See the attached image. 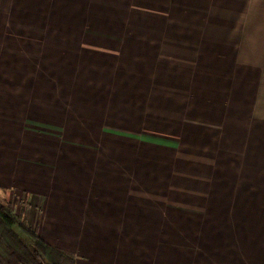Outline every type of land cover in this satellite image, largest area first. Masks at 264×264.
Segmentation results:
<instances>
[{
	"label": "crops",
	"instance_id": "crops-1",
	"mask_svg": "<svg viewBox=\"0 0 264 264\" xmlns=\"http://www.w3.org/2000/svg\"><path fill=\"white\" fill-rule=\"evenodd\" d=\"M6 195L77 264H264V0H0Z\"/></svg>",
	"mask_w": 264,
	"mask_h": 264
},
{
	"label": "trees",
	"instance_id": "trees-1",
	"mask_svg": "<svg viewBox=\"0 0 264 264\" xmlns=\"http://www.w3.org/2000/svg\"><path fill=\"white\" fill-rule=\"evenodd\" d=\"M0 264H77L76 256L47 243L12 206L0 200Z\"/></svg>",
	"mask_w": 264,
	"mask_h": 264
},
{
	"label": "rangeland",
	"instance_id": "rangeland-1",
	"mask_svg": "<svg viewBox=\"0 0 264 264\" xmlns=\"http://www.w3.org/2000/svg\"><path fill=\"white\" fill-rule=\"evenodd\" d=\"M48 63H43V69L45 66H47ZM49 79L48 78H44L43 77V82H48ZM27 127H31V126H27ZM32 128V127H31ZM6 197V198H5ZM2 199L3 202L7 203V204H10L15 212L16 215H18L19 217L23 218V215H22V211H21V208L24 207L22 202H21V205L17 202V199L15 201V199L13 198V196L9 197L8 195L6 196H1L0 200ZM22 201H25V199H22ZM27 223V222H26Z\"/></svg>",
	"mask_w": 264,
	"mask_h": 264
}]
</instances>
